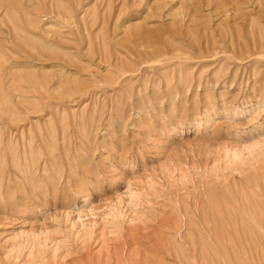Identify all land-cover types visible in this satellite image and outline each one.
Returning <instances> with one entry per match:
<instances>
[{"label":"rangeland","instance_id":"rangeland-1","mask_svg":"<svg viewBox=\"0 0 264 264\" xmlns=\"http://www.w3.org/2000/svg\"><path fill=\"white\" fill-rule=\"evenodd\" d=\"M0 264H264V0H0Z\"/></svg>","mask_w":264,"mask_h":264}]
</instances>
